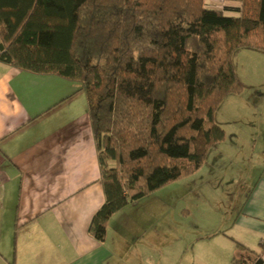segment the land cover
Listing matches in <instances>:
<instances>
[{"label":"trees","instance_id":"trees-1","mask_svg":"<svg viewBox=\"0 0 264 264\" xmlns=\"http://www.w3.org/2000/svg\"><path fill=\"white\" fill-rule=\"evenodd\" d=\"M226 1L237 16L204 0H0V61L82 84L104 192L88 227L98 241L113 213L224 140L214 113L242 90L232 56L264 52V0Z\"/></svg>","mask_w":264,"mask_h":264},{"label":"crops","instance_id":"crops-1","mask_svg":"<svg viewBox=\"0 0 264 264\" xmlns=\"http://www.w3.org/2000/svg\"><path fill=\"white\" fill-rule=\"evenodd\" d=\"M204 3L229 16L240 6ZM238 53L264 67V52L239 49L232 63ZM137 201L109 217L104 241L90 235L104 192L82 84L0 61V264L264 263V167L235 214L203 213L183 235L179 213L172 222L173 213L141 211Z\"/></svg>","mask_w":264,"mask_h":264},{"label":"rangeland","instance_id":"rangeland-1","mask_svg":"<svg viewBox=\"0 0 264 264\" xmlns=\"http://www.w3.org/2000/svg\"><path fill=\"white\" fill-rule=\"evenodd\" d=\"M242 54L245 53H238L233 62L242 90L228 95L214 113L215 123L224 130V140L207 153L196 171L137 201L141 211H150L157 205L165 217L170 218L173 213L175 218L179 213L177 229L182 235L193 228L195 218L203 213L209 212L212 218L219 219L235 214L262 174L264 105L257 106L254 97L256 91L264 95V67L258 58ZM187 215L191 218L185 219ZM171 221L175 222L176 218Z\"/></svg>","mask_w":264,"mask_h":264},{"label":"water","instance_id":"water-1","mask_svg":"<svg viewBox=\"0 0 264 264\" xmlns=\"http://www.w3.org/2000/svg\"><path fill=\"white\" fill-rule=\"evenodd\" d=\"M253 264H264L261 259H256Z\"/></svg>","mask_w":264,"mask_h":264}]
</instances>
